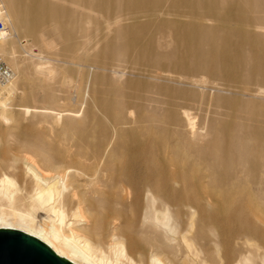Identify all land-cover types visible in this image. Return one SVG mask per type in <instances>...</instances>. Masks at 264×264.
Returning <instances> with one entry per match:
<instances>
[{"label":"bare ground","instance_id":"obj_1","mask_svg":"<svg viewBox=\"0 0 264 264\" xmlns=\"http://www.w3.org/2000/svg\"><path fill=\"white\" fill-rule=\"evenodd\" d=\"M0 7L23 37L46 45L44 31L61 32L77 75L97 70L108 94L98 105L115 140L107 161L78 140L51 150L1 143L0 230L31 236L66 264L100 263L93 251L101 246L114 264H264V0ZM24 53L32 72L19 66L22 77L12 70L0 86L5 102L17 80L33 77L18 109L57 74L51 60ZM27 148L40 158L21 155Z\"/></svg>","mask_w":264,"mask_h":264},{"label":"rangeland","instance_id":"obj_2","mask_svg":"<svg viewBox=\"0 0 264 264\" xmlns=\"http://www.w3.org/2000/svg\"><path fill=\"white\" fill-rule=\"evenodd\" d=\"M0 14H3L1 9ZM1 20L4 23V29L0 31V36L5 35V37L0 41V59L11 70H14L16 77H22L19 66H22L27 74L32 72L29 56L24 55L26 54L24 51L40 53L49 61L51 60L49 65L56 67L57 74L49 82L48 88L42 87L41 90L32 91L33 104H24L19 109L18 106L22 97L26 91H29L31 85H34L33 77L32 79L26 78L27 80L24 82L20 79L17 80L14 88L6 91V101L0 100V144L4 142L5 145L11 146L16 142L23 141L41 142L51 150L53 143L55 144L60 140L61 142L58 143L60 146L61 143L78 140L79 144L87 151L98 152L101 161L110 160L115 140L109 139L112 123L109 122L103 114L101 106L98 105L99 99L107 98L108 94L105 93L107 85L94 78L97 70L91 71L88 76H80L79 73V76L77 75V66L68 62L70 60L68 56L74 52L73 45L67 44L64 41L65 37L61 36V32L58 30L44 31L45 37L52 38V40H49L51 41L49 44L43 45L30 37L19 35L18 32L13 31L6 19L2 17ZM71 37L75 39V31H72ZM2 89L0 88V95L4 93ZM198 116L201 114L199 113ZM80 133L84 136L82 139ZM41 143L37 146L38 152H41L39 146ZM34 152V150L27 148L24 153H20L28 158H40V153L35 155ZM8 173L11 176L14 171L9 170ZM196 174L199 176L204 172L200 171ZM12 177L14 176L12 175ZM93 213L95 212L93 211ZM46 214L42 211L39 213L42 222L58 227L55 218ZM47 217L48 220H46ZM53 219L54 221H52ZM60 227L62 235L69 238L68 228ZM193 230L195 232L196 229ZM73 243L75 244V242ZM235 246L237 247V245ZM254 247L255 242L250 240L246 248L253 250ZM207 249L213 253L211 241L208 242ZM93 252L97 257H103L101 262H97V264H105L109 261L114 264L113 260H117L106 249V246H101V249ZM212 257L215 259L214 254Z\"/></svg>","mask_w":264,"mask_h":264},{"label":"water","instance_id":"obj_3","mask_svg":"<svg viewBox=\"0 0 264 264\" xmlns=\"http://www.w3.org/2000/svg\"><path fill=\"white\" fill-rule=\"evenodd\" d=\"M0 264L66 263L31 236L11 230H0Z\"/></svg>","mask_w":264,"mask_h":264},{"label":"built area","instance_id":"obj_4","mask_svg":"<svg viewBox=\"0 0 264 264\" xmlns=\"http://www.w3.org/2000/svg\"><path fill=\"white\" fill-rule=\"evenodd\" d=\"M1 8V7H0ZM3 12V10H2ZM4 23L0 19V31L4 29ZM14 78L13 71L0 59V86H5Z\"/></svg>","mask_w":264,"mask_h":264}]
</instances>
